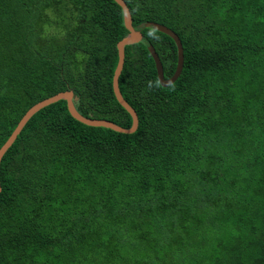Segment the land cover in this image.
Instances as JSON below:
<instances>
[{
	"label": "trees",
	"instance_id": "1",
	"mask_svg": "<svg viewBox=\"0 0 264 264\" xmlns=\"http://www.w3.org/2000/svg\"><path fill=\"white\" fill-rule=\"evenodd\" d=\"M142 39L118 79L137 129L35 113L0 161V264H264V0H124ZM172 29L183 47L148 26ZM114 0H0V147L32 105L71 90L128 128L112 76Z\"/></svg>",
	"mask_w": 264,
	"mask_h": 264
},
{
	"label": "water",
	"instance_id": "2",
	"mask_svg": "<svg viewBox=\"0 0 264 264\" xmlns=\"http://www.w3.org/2000/svg\"><path fill=\"white\" fill-rule=\"evenodd\" d=\"M122 10V17H123V24L128 33L122 37L117 43H116V49H117V63L115 66V69L113 71L112 76V89L114 96L117 100V102L129 113L131 116L132 122L130 127L124 128L120 125H117L113 123L112 121L106 120V119H98V118H90L82 115L78 112L74 105V101H77L78 97L74 96L73 91L71 90H65L60 91L48 98H45L43 100H40L39 102L32 105L29 109L26 110V112L22 115L20 120L18 121L15 128L10 133L9 137L5 140V142L0 147V161L4 155V153L7 151V149L13 144L18 134L21 132L24 125L27 123V121L40 109L55 103L59 100H65L66 106L69 114L77 121L93 127H106L109 129H112L116 132L120 133H132L137 129L138 126V117L135 112V110L128 104V102L123 98L118 85V79L119 75L121 73V70L123 68L124 63V48L128 45L135 44L139 42L142 39V33L139 29H135L132 25V18L130 14V10L124 0H114ZM145 27H152L155 30L162 32L169 36L175 43L176 51H177V60H176V66L173 74L168 77L164 78V72L162 68L161 60L156 53L154 47L152 45H148V51L154 61V66L156 70V76L158 79V82L161 86L167 87L174 83L176 79L179 77L182 68H183V47L180 38L178 35L169 27L157 23V22H147L144 24ZM1 190V186H0Z\"/></svg>",
	"mask_w": 264,
	"mask_h": 264
}]
</instances>
